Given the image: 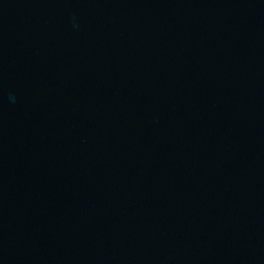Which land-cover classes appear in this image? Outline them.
Wrapping results in <instances>:
<instances>
[{
    "label": "water",
    "instance_id": "obj_1",
    "mask_svg": "<svg viewBox=\"0 0 264 264\" xmlns=\"http://www.w3.org/2000/svg\"><path fill=\"white\" fill-rule=\"evenodd\" d=\"M0 264H264V0H0Z\"/></svg>",
    "mask_w": 264,
    "mask_h": 264
}]
</instances>
